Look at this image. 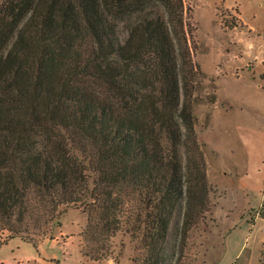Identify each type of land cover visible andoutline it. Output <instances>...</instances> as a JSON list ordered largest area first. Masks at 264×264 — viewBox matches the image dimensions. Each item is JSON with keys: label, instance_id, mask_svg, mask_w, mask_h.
<instances>
[{"label": "trees", "instance_id": "trees-1", "mask_svg": "<svg viewBox=\"0 0 264 264\" xmlns=\"http://www.w3.org/2000/svg\"><path fill=\"white\" fill-rule=\"evenodd\" d=\"M183 13L182 0H0V247L74 208L90 262L127 236L133 264H189L169 236L197 224L209 187Z\"/></svg>", "mask_w": 264, "mask_h": 264}, {"label": "rangeland", "instance_id": "rangeland-1", "mask_svg": "<svg viewBox=\"0 0 264 264\" xmlns=\"http://www.w3.org/2000/svg\"><path fill=\"white\" fill-rule=\"evenodd\" d=\"M182 2L187 45L199 72L192 83L195 131L209 195L207 208L186 235L171 231L172 261L264 264V0ZM235 11L243 12L253 33ZM85 225V214L70 208L60 226H22L24 236L35 242L19 237L5 241L0 259L12 264L33 257L30 264H133L136 245L127 236L111 241L112 258L98 263L84 259L80 233Z\"/></svg>", "mask_w": 264, "mask_h": 264}, {"label": "crops", "instance_id": "crops-1", "mask_svg": "<svg viewBox=\"0 0 264 264\" xmlns=\"http://www.w3.org/2000/svg\"><path fill=\"white\" fill-rule=\"evenodd\" d=\"M236 13V15L238 16V19L239 20H241V22H242V24L244 25V26H246V29L249 31V32H254V30L246 23V20H245V18H244V16H243V12H237V11H235ZM235 27V26H234ZM230 36V35H229ZM238 42H240V43H238V44H240V46L242 47L243 45H242V40L241 41H238ZM238 60V59H237ZM240 60H241V58H240ZM228 64V63H227ZM230 64H232V62H230ZM228 69H231V68H228ZM263 74V76H264V73H262ZM217 103V102H216ZM216 103L213 105L214 106V110H216L217 109V105H216ZM220 105H222L223 106V104L221 103ZM215 112V111H214ZM213 115V114H212ZM60 235H62L61 233H60ZM80 249V248H79ZM0 262H5L6 264H12V262L11 261H8V260H2V259H0ZM30 262L32 263V262H35V258L33 257V258H27L26 259V262H25V264H30Z\"/></svg>", "mask_w": 264, "mask_h": 264}]
</instances>
